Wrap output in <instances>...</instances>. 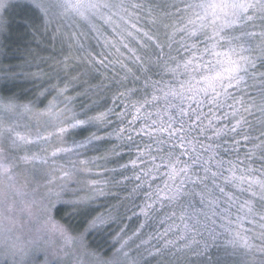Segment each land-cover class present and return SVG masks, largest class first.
Masks as SVG:
<instances>
[{
  "label": "snow or ice",
  "instance_id": "obj_1",
  "mask_svg": "<svg viewBox=\"0 0 264 264\" xmlns=\"http://www.w3.org/2000/svg\"><path fill=\"white\" fill-rule=\"evenodd\" d=\"M0 264H264V0H0Z\"/></svg>",
  "mask_w": 264,
  "mask_h": 264
},
{
  "label": "trees",
  "instance_id": "obj_2",
  "mask_svg": "<svg viewBox=\"0 0 264 264\" xmlns=\"http://www.w3.org/2000/svg\"><path fill=\"white\" fill-rule=\"evenodd\" d=\"M27 39H30V37H28ZM25 42H26L25 40H21V39L15 40V37H14L12 38V40H9L8 44L10 45L11 49L15 50L18 46L22 48ZM43 55H47V53H43ZM8 62L12 64H17L19 63V60L11 59V60H8Z\"/></svg>",
  "mask_w": 264,
  "mask_h": 264
},
{
  "label": "rangeland",
  "instance_id": "obj_3",
  "mask_svg": "<svg viewBox=\"0 0 264 264\" xmlns=\"http://www.w3.org/2000/svg\"><path fill=\"white\" fill-rule=\"evenodd\" d=\"M18 31H20V30H18L17 28H16V26H15V24L13 25V31H12V33H11V35H10V39L9 40H12V38H14L15 37V40L17 39H19L18 38V35H17V33H18ZM9 40H8V42H9ZM4 63H9L8 61H4ZM21 87L22 88H30L31 87V84H29V83H23L22 85H21Z\"/></svg>",
  "mask_w": 264,
  "mask_h": 264
}]
</instances>
